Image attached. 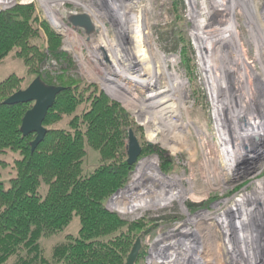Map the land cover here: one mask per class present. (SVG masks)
<instances>
[{
	"label": "rangeland",
	"instance_id": "1",
	"mask_svg": "<svg viewBox=\"0 0 264 264\" xmlns=\"http://www.w3.org/2000/svg\"><path fill=\"white\" fill-rule=\"evenodd\" d=\"M22 1L24 3L17 6L33 2L31 4H35L40 19L56 33L36 0ZM82 1L94 22V32L87 35L78 29L75 36L61 35L62 51L73 66L50 60L44 73L54 77L57 83L61 77L68 83L85 81L98 84L142 127L143 141L166 151L174 160L175 170L168 174L161 172L158 156L138 160L129 183L107 203L108 209L124 220L134 218L138 221L141 214L142 219L158 220L159 227L142 240L147 254L141 264H158L159 261L179 264L177 257L183 254V246L174 248L172 238L159 237L175 226L182 231L188 230L184 240L191 239L197 243L190 244L194 249L188 253L193 257L189 264H264V194L259 205L253 204L254 201L248 204L253 205L243 213L244 223L240 227L236 226L238 221L234 223L237 213L232 211L236 201L264 183V138L256 140L259 143L257 151L248 150L254 154L252 158L230 168L228 152L234 149L223 141L228 137L227 131H223V116L217 109L219 96L213 81V78L219 80L223 71L217 63L207 68L202 60L205 53L216 54L214 62L220 56L229 55V64L237 68L239 61L234 55L241 52L251 78V85L242 91L248 97L252 93L257 96L253 103L255 113L248 115L250 130L255 128L264 116V0ZM61 32L65 34L63 30ZM210 49L214 51L210 52ZM185 50L190 55L189 65L184 62ZM138 55L143 61V67L139 69L131 66L128 59ZM242 60L240 64H243ZM234 70L232 76H235ZM11 75L25 78L26 88L36 79L28 75L15 52L0 63V83ZM239 75L241 77L243 72ZM105 79H114L122 87L124 95L115 96L105 86ZM221 83L224 84L223 81ZM225 83L226 89L235 85L231 77ZM151 96H157L156 100H151ZM164 100L168 101L159 108L154 104ZM136 137L141 145V136L136 134ZM17 159L19 155L13 152L0 155V181L6 185L13 176ZM99 159L96 151L88 150L85 172L92 173L100 164ZM152 162L156 169L150 167ZM138 172H145L148 176L137 183L136 192L145 193L149 188L151 192L134 197L132 202L139 203L147 196L153 200L162 189L166 191L162 196L172 192L177 198L165 206L147 208L141 204L140 208L127 213L120 208L114 211L112 200L135 185L134 177ZM152 176L154 180L150 178ZM127 201L130 202H124ZM243 228L250 237L245 242L241 239ZM79 229V218H74L63 233L43 239L41 246L46 258H51L52 248L57 243L63 242L67 235H78ZM228 235L233 239L230 246ZM228 248L235 250L236 254L229 256ZM237 248L241 252H237ZM247 248L253 252L245 256ZM172 249L178 254L174 260L170 259Z\"/></svg>",
	"mask_w": 264,
	"mask_h": 264
},
{
	"label": "trees",
	"instance_id": "2",
	"mask_svg": "<svg viewBox=\"0 0 264 264\" xmlns=\"http://www.w3.org/2000/svg\"><path fill=\"white\" fill-rule=\"evenodd\" d=\"M62 46L63 38L40 19L35 4L0 13V63L15 52L29 76L64 88L44 121L47 135L33 151L36 135L21 131L33 104H4L26 88V79L11 75L0 83V155H19L9 185L0 181V264H126L137 239L144 240L159 227L158 220H124L107 207L135 170L136 165L127 162L128 132L141 136L139 160L158 156L163 174L175 170L174 160L143 141L142 127L98 84L68 83L61 77L57 83L44 73L50 60L73 66ZM184 57L189 65L187 50ZM88 150L100 156L90 174L84 169ZM74 218L80 221L78 235H67L46 258L41 241L63 233ZM146 250L142 247L136 264Z\"/></svg>",
	"mask_w": 264,
	"mask_h": 264
},
{
	"label": "bare ground",
	"instance_id": "3",
	"mask_svg": "<svg viewBox=\"0 0 264 264\" xmlns=\"http://www.w3.org/2000/svg\"><path fill=\"white\" fill-rule=\"evenodd\" d=\"M222 21L223 20H221V22ZM128 29L129 28L127 27V30ZM216 30H217V33H218V27L216 28ZM63 31L65 32L66 35L70 34L69 30L63 29ZM215 40L216 39L214 38V41ZM213 51H214L213 49H210V52H213ZM236 53H238V52H236ZM240 53L234 55L235 59H237L239 61V62H237L239 64V67H237V68H234V65H233V68H232L231 65L229 64V60H230V56L229 55H225L224 58H222L220 56V59L217 58L218 59L217 62H214L213 61V57H215L216 54L214 56L212 54H209V53L202 54V60L204 62V65L207 68H211L213 63H217L218 67H221L222 71H223L222 72L223 73L222 77L221 78L219 77V80L216 79V78L214 80V78H213V81L215 82L214 84H216V88H217V91H218V96H219L218 100H219V102H217V105H218L217 109L220 111V113L223 116L222 117L223 119H221V122L224 124V130L223 131H227V133H228V134L226 133V137H228V139H224L223 141L228 146H230V148L234 149L233 152H231V151L228 152V156L230 158V165L229 166H230L231 169L233 167H235V165H237L238 162H243V161H245L247 159L249 160L250 158H252L254 154L253 153H251V154L248 153V150L257 151L259 149L258 148V144L259 143L257 142L258 143L257 144L256 140L262 141L263 138H264V116H262V118L259 120V122L256 123V125H255L256 127L255 128L253 127V129L250 130V124L251 123H250V121L248 119V115L249 114L251 115V114L255 113V109L253 107V105H254L253 103H254V100L256 101L257 96L253 95V93H252L248 97L245 93H243V91L245 90L244 88L246 86L248 87V85H251V78H250L249 73L247 72L249 67H247L245 62L243 63L244 59L242 60V57H241ZM133 58H135L136 62L134 61ZM133 58H130V57L128 58L129 61H130V65L135 67V68H137V69L142 68L143 67V65H142L143 61L141 60L139 55L137 57L135 56ZM241 60H242L243 64H240ZM226 65H228L227 70H225V66ZM235 65H236V63H235ZM232 69H235L234 70L235 71V74H234L235 76H232ZM242 72H243V75L240 77L239 73H242ZM227 76L231 77V80L234 81V83H235L234 87L228 86L227 89H226V86H225L226 83L225 82H226V79L228 78ZM212 77H211V79H212ZM222 81L224 82V84L221 83ZM104 84H105V86L108 89H110L113 92V94L115 96H117V97L119 96L120 97L123 94L122 93V91H123L122 87H120L118 84H116L114 79H105ZM123 86H125V85L123 84ZM258 91H259V89L257 88V92ZM251 92L252 91H250V93ZM156 98H157V96L156 97L155 96H151L150 97L151 100H153V99L156 100ZM168 100H164V101H161V102H156L154 104H156L157 108H159L163 104H165ZM222 101H226V103L223 104ZM153 109L155 111V108H153ZM259 115H261V114L259 113ZM149 165H150V167H153V168L156 169V165L153 162L150 163ZM226 171H228V170H226ZM146 175L148 176V174H146L145 172H138V174L134 177V184L135 185H131L127 189V192H125V191L123 192L122 191L123 193H120L119 195H117L112 200L111 203L113 204V206L116 209L120 208V209L126 211V213H127V212H130V211H134L137 208H140L141 204H143L142 206L147 207V208L155 207V206H158V205L162 206V204L165 206V205L169 204L170 201H172L173 199L177 198V195L173 194L172 192L170 194H165L164 196H162L166 192L165 190L162 189V191H160L161 192L160 195H158L153 200H149L148 198H150V197L147 196V197H145L147 199L144 198L139 203L132 202L131 200H134L135 199L134 197H138V196H141V195L147 194V193L149 194L151 192V188H149V190L147 188H145L144 190H148V192L146 191L145 193L139 194V193L136 192V188L138 187L137 183L140 182V180L143 177H145ZM150 178L153 179V176L150 177ZM143 188H144V186H143ZM255 189L256 190H254L251 194L244 195V197L242 199H240V200L235 202V207L232 209V211L234 213H237L235 215V217H236L235 219L236 220L234 222V223H236V221H238L236 223L237 227H240L244 223L243 213L247 212V210L250 209V207L253 204L259 205L260 202L262 201V195L264 194V183L263 184H259L258 188H255ZM182 194H184V193H182ZM259 198H260V200H259ZM125 200H130V202L127 201L125 203L124 202ZM253 201H254V203L252 205H248L249 203H252ZM165 203H167V204H165ZM245 232H246V230H245ZM245 232H244V228H243V231L241 232L242 233V238L240 237L243 242H245V240L247 238L250 239L249 235H247L248 232L247 233H245ZM227 240L229 241V246H230V241L233 240L232 236L228 235L227 236ZM239 248H237V252H241V249H239ZM229 249L230 248L227 249V252H228L229 256H232V255L234 256V254H236L235 250H229ZM247 249L248 250H245V256H248L249 252L251 254L253 252V250H251L250 248H247Z\"/></svg>",
	"mask_w": 264,
	"mask_h": 264
},
{
	"label": "water",
	"instance_id": "4",
	"mask_svg": "<svg viewBox=\"0 0 264 264\" xmlns=\"http://www.w3.org/2000/svg\"><path fill=\"white\" fill-rule=\"evenodd\" d=\"M69 23L78 29H83L88 35L94 30V22L88 14L73 16L69 18ZM64 91L63 87L47 86L36 78L27 88L19 91L9 97L4 104L13 106L18 104L32 103L33 107L29 110L22 121L21 131L24 136L31 134L36 135L32 143V150L35 151L40 143L43 142L47 135V129L44 127V121L50 109L53 108L57 96ZM142 153V147L133 130L128 132V144L126 148L127 162L129 166L137 164ZM142 249V240L137 239L131 253L129 254L126 264H136Z\"/></svg>",
	"mask_w": 264,
	"mask_h": 264
},
{
	"label": "built area",
	"instance_id": "5",
	"mask_svg": "<svg viewBox=\"0 0 264 264\" xmlns=\"http://www.w3.org/2000/svg\"><path fill=\"white\" fill-rule=\"evenodd\" d=\"M36 2L39 3V9L42 12L43 16L48 19L51 26L55 29V31L62 35V36H75L77 34V30L75 27H73L69 23V18L73 16H79L82 14H87L86 12V4L84 5V2L82 0H36ZM24 2L22 0H0V13L10 10L17 6L18 4H23ZM33 2H28V4H31ZM53 3V4H52ZM60 31H58V30ZM63 29L69 30L70 34L66 35L63 34L61 31ZM112 209L114 211L115 207ZM118 209V208H117ZM110 210V209H109ZM111 211V210H110ZM120 213V212H119ZM142 216V214H141ZM140 216L139 220L142 219ZM129 221H137L134 218H130ZM186 232L188 230H179V226H175L172 229H169L167 232H164L163 234H160V238L163 239H173L171 241V244L176 246H183L182 252L183 254L181 257H177L178 254L175 252V249H172L171 258H178L179 264H189V261H193V257L190 256L188 253L194 249V247H190L191 245H194V243L197 245L196 242L192 241L191 239L184 240V236L186 235ZM179 233V234H178ZM195 232H193L194 235ZM162 240V239H161ZM160 250V249H159ZM153 251H156L155 249ZM158 252V250H157ZM168 259V260H170ZM158 264H167L162 261H159Z\"/></svg>",
	"mask_w": 264,
	"mask_h": 264
}]
</instances>
